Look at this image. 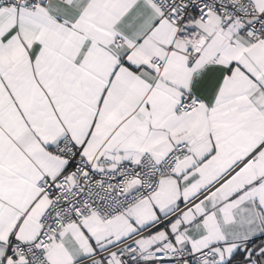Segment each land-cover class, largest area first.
<instances>
[{"label": "snow or ice", "instance_id": "6c2138e0", "mask_svg": "<svg viewBox=\"0 0 264 264\" xmlns=\"http://www.w3.org/2000/svg\"><path fill=\"white\" fill-rule=\"evenodd\" d=\"M0 264H264V0H0Z\"/></svg>", "mask_w": 264, "mask_h": 264}]
</instances>
